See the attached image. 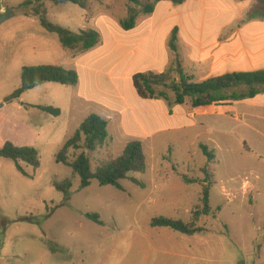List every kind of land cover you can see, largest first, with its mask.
Here are the masks:
<instances>
[{"label": "rangeland", "instance_id": "obj_1", "mask_svg": "<svg viewBox=\"0 0 264 264\" xmlns=\"http://www.w3.org/2000/svg\"><path fill=\"white\" fill-rule=\"evenodd\" d=\"M26 1L0 0L2 11L10 8L15 14L0 27V150L7 142L33 147L40 153L41 167L35 171L21 164L22 172L0 157V264H264V116L260 119L257 113V103L264 99L223 118L222 131L194 127L146 141L147 171L134 175L144 187L122 181L121 191L92 180L90 187L81 189L80 178H73L72 170L56 159L85 117L74 102L77 89L46 83L4 104L20 88L23 68L70 69V50L43 29L33 7L21 8ZM89 1V13L72 4L46 1L45 6L52 23L75 33L93 29L102 35L106 22L118 24L131 7L127 0ZM35 106L57 108L62 115L55 117ZM124 139L118 137L113 147L107 143L89 154L93 169L119 157ZM201 144L216 156L211 164L216 181L210 193L212 214L200 221L207 231L187 236L151 227L158 217L191 220L203 189L183 184L174 169L202 178L207 158ZM84 151L83 146L71 151L70 160ZM165 173L174 186L156 190ZM67 179L73 184L68 198L54 186ZM94 214L101 224L89 219Z\"/></svg>", "mask_w": 264, "mask_h": 264}, {"label": "crops", "instance_id": "obj_2", "mask_svg": "<svg viewBox=\"0 0 264 264\" xmlns=\"http://www.w3.org/2000/svg\"><path fill=\"white\" fill-rule=\"evenodd\" d=\"M254 1L187 0L181 5L163 1L153 14L141 17L132 30L122 29L120 22H106L105 33L100 34L94 49L66 55L69 70L79 75L78 85L73 86L77 89L74 102L78 112L84 113L83 122L91 114L108 120V143L113 147L118 137H124L122 153L131 141H140L144 147L146 141L163 133L184 134L194 127L222 131L223 118L228 119L256 99H264V94L232 105L194 108L191 99L183 105L170 104L173 94H169L170 102L143 99L133 79L138 74H163L168 70L174 61L169 43L175 30L181 68L195 83L230 73L264 71V20L248 19ZM257 106L261 119L264 102ZM174 172L185 184L181 173ZM170 181L165 173L157 181L156 190L174 186ZM195 184L201 186L185 185Z\"/></svg>", "mask_w": 264, "mask_h": 264}, {"label": "trees", "instance_id": "obj_3", "mask_svg": "<svg viewBox=\"0 0 264 264\" xmlns=\"http://www.w3.org/2000/svg\"><path fill=\"white\" fill-rule=\"evenodd\" d=\"M46 1L51 2L54 6L76 5L89 13L92 7L89 0H27L21 5V8L33 7V16L38 18L39 24L47 33L58 36L64 49L83 53L94 49L99 44L100 34L93 29H85L75 33L52 23L48 16V9L45 6ZM127 1L131 7H129L127 18L122 20L120 25L122 29L129 31L136 27L141 17L153 14L158 3L169 1L175 5H181L187 0ZM26 16H28L27 13ZM248 19L264 20V0L254 1ZM169 47L174 55V61L166 72L163 74H138L134 77V86L141 98L163 99L170 102L169 94L172 93L174 101L170 104L183 105L187 99H191L193 107L198 108L212 105H232L234 102L253 99L264 94V71L230 73L195 83L193 78L188 76L181 68L178 55L177 30L172 33ZM46 83L72 87L78 85L79 75L76 71L65 70L53 65L25 67L21 73L20 88L5 98L4 104L19 101L25 93ZM244 88L246 91H242ZM35 108L55 117L61 115V110L54 107L35 106ZM109 139L108 120L97 114H91L59 151L56 158L57 162L69 167L72 170L73 178L76 176L80 178L81 189L90 187L92 180H97L102 187L112 186L121 191H125L122 181H130L135 185L144 187V183L134 177L135 174H145L147 171V158L143 144L140 141L129 142L119 157H110L93 169L89 154L102 149L107 145ZM82 146L85 151L71 161V151H79ZM200 149L207 158V165L200 170L204 178L197 180L189 178L185 174H180L185 184L199 183L203 188V197L201 202L194 208L191 220L186 222L158 217L152 219L151 227L169 228L187 236L204 234L207 231L206 228L200 225V221L203 217H209L212 214L210 193L216 182L214 173L211 172V164H214L216 156L214 151L205 145H201ZM0 157L13 161L22 172L21 164L29 165L35 171L41 167L40 153L33 147H18L11 142H7L0 150ZM72 185V179L55 182L54 184L56 190L64 194L66 198L70 195ZM219 211L220 208L217 212ZM88 217L101 224L98 215L94 214Z\"/></svg>", "mask_w": 264, "mask_h": 264}, {"label": "water", "instance_id": "obj_4", "mask_svg": "<svg viewBox=\"0 0 264 264\" xmlns=\"http://www.w3.org/2000/svg\"><path fill=\"white\" fill-rule=\"evenodd\" d=\"M15 17L14 10L7 8L6 10L2 11L0 8V27L4 25L6 22L12 20ZM3 105H0V109Z\"/></svg>", "mask_w": 264, "mask_h": 264}]
</instances>
